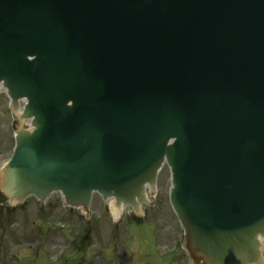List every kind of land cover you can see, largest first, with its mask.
Instances as JSON below:
<instances>
[{
    "label": "water",
    "instance_id": "95a60500",
    "mask_svg": "<svg viewBox=\"0 0 264 264\" xmlns=\"http://www.w3.org/2000/svg\"><path fill=\"white\" fill-rule=\"evenodd\" d=\"M10 207L142 217L159 171L190 264H264V0H0Z\"/></svg>",
    "mask_w": 264,
    "mask_h": 264
},
{
    "label": "rangeland",
    "instance_id": "374dc122",
    "mask_svg": "<svg viewBox=\"0 0 264 264\" xmlns=\"http://www.w3.org/2000/svg\"><path fill=\"white\" fill-rule=\"evenodd\" d=\"M15 120L10 100L0 94V169L15 146ZM170 170L158 179L155 207L134 227L129 216L113 226L95 195L89 222L63 207L60 194L45 204L31 198L20 209H6L0 197V264H188L181 246L182 230L169 200Z\"/></svg>",
    "mask_w": 264,
    "mask_h": 264
}]
</instances>
